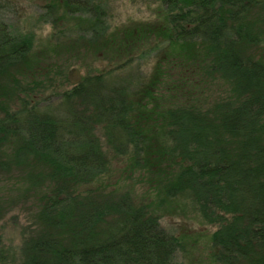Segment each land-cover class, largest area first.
<instances>
[{"label": "trees", "instance_id": "1", "mask_svg": "<svg viewBox=\"0 0 264 264\" xmlns=\"http://www.w3.org/2000/svg\"><path fill=\"white\" fill-rule=\"evenodd\" d=\"M64 7L102 49L122 35L138 53L104 55L76 80L67 73L13 94L11 78L39 61L34 36L0 14V174L22 186L37 221L17 247L0 233V264H177L184 236L161 220L188 210L214 229L211 264H264V0H156L147 21L116 26L103 2ZM161 51L179 60L188 90L162 108L155 100L171 88ZM116 161L147 175L152 202L107 189Z\"/></svg>", "mask_w": 264, "mask_h": 264}, {"label": "rangeland", "instance_id": "2", "mask_svg": "<svg viewBox=\"0 0 264 264\" xmlns=\"http://www.w3.org/2000/svg\"><path fill=\"white\" fill-rule=\"evenodd\" d=\"M60 1L0 0V14L4 21L12 25L18 33H29L34 36V51L31 61H39L33 68L27 69L23 77L14 76V78H11L9 87L12 88L11 90H14L13 94L18 87L35 85L34 87L40 88L47 78L56 80L60 79V75L65 77L67 73L70 79L76 80L79 74L77 70L81 69L82 65L90 63L91 66L95 64L100 66L101 60H108L104 55L111 56L112 58L119 56L126 60L135 59L134 56L138 51L133 53V44L126 42L122 35H115V38L121 37L122 39L117 40L114 38L111 43L104 44L103 49L99 41L92 42L89 35H85L79 30L81 26L77 28L78 30L75 28V23H83V18L79 19L81 15H73L74 22L67 20L70 15L66 13L64 7L66 0ZM97 1L104 3L107 8L108 23L115 26L126 25L128 22L131 25L130 22H133V20L147 21L151 15L152 6L156 2V0ZM139 28L140 26L130 27L129 29L136 31ZM261 51L262 49H260ZM128 52L132 55H128ZM168 52L161 51L162 58L165 59L164 62L167 61V55L165 54H168ZM129 56L131 57L127 59ZM96 58H99V60ZM149 59L150 57H146L137 61V70L136 65H133V70L137 72L136 75H139V73L141 75L142 72L147 71L144 64L152 62ZM96 61L98 62L95 63ZM178 61L175 57L170 58L165 66L167 71L164 74V78L166 80L163 82L171 89L169 90L165 87L166 91H163L164 95H158L163 102H160L158 99L155 100V103L160 108L163 105L169 106L170 102H173L171 97L174 98L175 103L176 99L188 93V90L181 87L182 83H180L179 77H177L182 68L181 64H178ZM160 72L161 69L159 70ZM80 73H84L83 69L80 70ZM50 94H52L51 91L46 95L50 96ZM179 94L181 96H178ZM34 95L35 93L31 97ZM209 96L210 92L207 91L204 94V101L208 100ZM22 97L27 98L24 95ZM51 98L47 101L51 100ZM55 100V98H52L50 102ZM11 101L15 102L14 95L11 97ZM17 102L18 100L12 107ZM8 106L11 107L9 104ZM120 165L119 161L115 162V173L117 176L112 179L113 186L110 179L106 182L108 184L107 189L111 188L113 190V187L121 188L122 186H127L128 189L135 191L137 197L143 198L144 196L146 201L152 202L153 200H150L149 196L155 197L156 189L154 191L152 186L148 184L147 175L141 172L139 168L126 171L125 165ZM159 174L158 172L152 174L153 179L156 180ZM120 182L121 184L118 186L117 184ZM25 196L26 194L22 186L13 178L5 180L4 176L0 174V205L6 209L4 218L0 221V233H2L6 243L14 247L20 246L23 240L33 236L37 230L36 211L32 207L33 202L25 198ZM170 204L172 203L167 201L163 206V210H169L171 208ZM9 209L11 211L6 215ZM193 216V210H188L185 214L165 215L161 223L168 232L184 236L185 248L176 256L175 261L177 264H211V250L208 236L214 229L212 226L208 227L199 224L193 219Z\"/></svg>", "mask_w": 264, "mask_h": 264}]
</instances>
